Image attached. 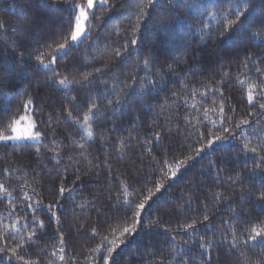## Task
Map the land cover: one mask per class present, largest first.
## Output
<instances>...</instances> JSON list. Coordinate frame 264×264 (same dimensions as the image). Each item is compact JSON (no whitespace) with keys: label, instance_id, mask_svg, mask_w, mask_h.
<instances>
[{"label":"trees","instance_id":"trees-1","mask_svg":"<svg viewBox=\"0 0 264 264\" xmlns=\"http://www.w3.org/2000/svg\"><path fill=\"white\" fill-rule=\"evenodd\" d=\"M82 2L0 0V21L6 22V30H0V60L19 47L31 57L0 91V118L6 123L18 108L23 114L22 105L31 98L34 118L44 134L39 142L0 143V184L11 194L0 192V234L5 237L0 244L23 243L21 254L39 264H103L101 257L111 247L105 243L97 251L103 238L112 240L115 230L119 244L122 227L132 225L135 204L155 190L154 182H163L164 188L146 205L137 232L126 234L127 242L111 254L109 264H264V249L258 242L240 243L231 251L227 242L233 230L238 240L247 239L245 229L257 217L264 218V201L257 199L264 191V166L256 167L264 152L245 153L243 138H237L243 131L250 137V146L258 147L264 141V110L259 103L248 104L247 84L238 83L256 84L255 100L264 102V44L242 42L231 33L232 38L219 37L224 24L236 19V7L243 10L246 3L249 11L245 15L255 14L252 30L261 28L264 0H154L150 6L147 0L97 3L89 12L83 39L67 46V55L57 54L53 67L69 80L81 81L62 87L54 83L49 69L35 62L34 54L54 52L65 36L70 43L74 5ZM178 3L203 5L204 16L174 7ZM208 12H214L217 19H211ZM225 12H229L227 20ZM138 17L140 26L134 36ZM203 23L209 27L201 32ZM203 33L210 36L202 39ZM133 38L138 43L129 44L125 51L124 44ZM116 50L123 55L116 57ZM246 52L251 59L245 68ZM149 58L151 63L145 68L144 59ZM118 97H125V103L108 105ZM88 98L101 109L94 118L95 139L81 140L82 133L66 117V110L72 108L73 116L82 119ZM221 103L226 113L224 126L237 136L197 155L195 149L207 143L209 133L222 130ZM205 109H210L207 117ZM241 120L249 123L236 129L234 125ZM157 132L160 140L153 139ZM101 136L106 137L103 143ZM81 143L84 149L79 148ZM56 153L59 164L52 159ZM189 157L176 177H171L169 166ZM165 173H169L167 178ZM121 184L129 186V197L117 190ZM61 186L63 196L59 195ZM50 204L55 216L49 211ZM204 214L209 220L197 223L195 230L180 229L194 219L202 221ZM12 225L21 231L15 232ZM93 228L98 235L93 236ZM165 228L172 231L165 232ZM33 232L32 240H27ZM202 237L212 242L211 249L200 248ZM11 264L22 262L13 259Z\"/></svg>","mask_w":264,"mask_h":264},{"label":"snow or ice","instance_id":"snow-or-ice-1","mask_svg":"<svg viewBox=\"0 0 264 264\" xmlns=\"http://www.w3.org/2000/svg\"><path fill=\"white\" fill-rule=\"evenodd\" d=\"M98 4L100 6H104L108 4V0H97ZM154 3V0H147V5L150 6ZM174 7H182V8H187L191 12L195 13L197 16H204V11L201 9L204 8L203 5L200 4H187V3H178ZM94 9V0H84V2L75 4L74 5V11L75 15L71 19L73 20V24L69 25V33L71 37V42L78 43L79 40L82 38L84 34H86V24L90 22V17H89V12ZM231 11V10H230ZM249 11L248 4L246 3L244 5L243 10H241L239 7H236L234 15L236 17L235 20H228L227 23L224 24V30L219 33V37L223 38L225 36H229V34H233L236 39L241 40L242 42L246 39L249 43L252 44H264V20L261 21V28L255 29L254 31L252 30L254 28V20H255V14L253 13L251 16H246L245 14ZM93 17L95 16V13L93 12ZM145 15L144 10L141 9L140 12V17H143ZM224 19L227 20V17L229 15V12H225L224 14ZM208 16L211 17V19L216 20V14L214 12H208ZM140 17H138L136 25L133 27V35L135 36L136 32L139 30L140 26ZM241 17H245V19L248 21L245 23V19H241ZM223 23V21H220ZM209 25L207 23L202 24L201 32H203V29L208 28ZM0 30H6V22L5 21H0ZM251 31V35H248V32ZM205 36H210V33H203L201 38L204 39ZM229 38H232V36H229ZM64 40V43H60L58 47L55 49L54 52H41L37 51L35 56V62L42 65L44 68L49 69L52 72L53 75V81L54 83L58 84L59 86L62 87H73L77 84H81L80 80H69L67 76H62V74L57 70L56 67H53V65H56L57 63V54H63L67 55L66 52V46H69V41L68 38L62 37ZM138 43V40L136 38L131 39L130 41L126 42L124 44V50L126 51L129 44L131 45H136ZM49 49H51V45H48ZM114 55L116 57H121L123 53L120 50H116ZM151 49H149L148 56L151 57ZM51 56L50 59H48V62L45 63V58ZM246 62L243 65L245 68L248 66L247 60L251 59V54L246 52ZM31 57L29 56L28 52L24 47H19V48H13L10 53L7 54V58L4 60H0V91H2L7 83L13 78V76L18 75L20 73V70L24 66L26 60H30ZM177 63L179 60L176 61ZM151 63V59H144V66L145 68H148ZM169 71L173 70V66L169 64L168 66ZM97 71H100V69H97ZM256 71L260 72L261 69L257 68ZM133 82L137 79V77L133 76ZM84 81H88V77L84 76L83 77ZM90 82V81H89ZM149 83H154L152 81H149ZM241 85L247 84V91H246V98L247 102L250 105L255 106L256 103H259V108L261 110H264V102H258L255 100L254 97V92L257 89L256 84H248L246 80H241L238 81ZM186 86V85H185ZM261 86L264 88V81H261ZM115 87V86H114ZM215 91H219V89H212ZM173 95H178V93L173 92ZM201 95H206V93H201ZM222 95V92H221ZM261 99L264 100V93L261 94ZM126 98L125 97H118L115 101H108V105H121L125 103ZM215 103V102H214ZM85 108L86 110L83 113L82 119L79 117H74L73 116V109L69 108L66 110V117L69 120H74L76 125L79 127L81 131V136L80 139L84 140L87 138L88 140L95 139L94 136V130H93V123H94V118H98V115L100 113L101 105L94 100H90V98L86 99L84 101ZM185 104H187V101H185ZM193 108H195V105H192ZM219 116H220V128L222 129L219 134L216 133H209V138H207V143L206 144H201V146L197 149H195V153L199 155L201 152H203L206 148H211L216 142L224 141L226 140L229 136H237V133L229 128L224 126V120L226 118V113L224 110V105L221 103L219 106ZM23 108V114H20V109L18 108L16 112H14L12 115H10L7 118V122H3V118H0V142H8V141H37L39 142L44 135L41 131L38 130V124L36 119L34 118V109L32 108V99L29 98L26 102L23 103L22 105ZM210 109H205L204 110V115L207 117L208 112ZM234 111V109H233ZM251 115V113H249ZM187 120V116L185 117ZM210 123L213 125V127L217 126L216 121H210ZM248 120H241L239 123H236L234 127L236 129H240L242 125L248 124ZM23 125V126H22ZM225 133L227 135H225ZM242 137V143H243V151L245 153L251 152V153H256L259 154L261 152H264V141L261 142V144L256 147V146H250V137L246 132L241 131L239 133V137ZM161 134L160 133H155L153 136V139L155 140H160ZM201 140H204L205 134L201 133L200 134ZM106 137L101 136L100 137V142L103 143L105 141ZM80 149H84V144L81 143L79 144ZM153 149L149 147L148 151L151 152ZM37 152H39V148L37 149ZM52 159L56 161L57 164L60 163V154L56 153L52 156ZM186 158L185 160L182 161H177V164L175 167L169 166V173L171 177H176L179 168L184 166L187 162ZM260 163L256 165L257 168L264 166V155L259 156ZM89 164L92 163V161H88ZM165 164H167V161H164ZM169 173H165V177L167 178ZM76 179L79 180L80 176L77 175ZM154 191H149L147 196L144 197L143 200L140 202L136 203L134 208L132 209V225L129 226H124L122 227V230L120 231V242L119 244L116 242L118 238L115 237V230H113V239L109 240L108 237H104L103 240L101 241L100 245H98L97 251L100 249L105 248V243L110 244L111 247L106 248L107 251V256H102L101 259L103 260V264H109V258L111 257V254L118 248L120 247L121 244H124L127 242L126 240V234L129 235H134L137 232V225L140 224L141 218H142V213L146 208V205L149 204L150 201H152L153 197L161 192V189L164 188L163 182L156 183L154 182ZM118 191L122 192V195L124 198L129 197V186L127 184H121L119 188L117 189ZM0 192L6 193L8 195H11L10 193L7 192V189L3 184H0ZM65 192V188L61 186L59 188V195L63 196ZM26 195V194H25ZM27 199V195H26ZM117 200L121 199L120 195L116 196ZM258 200L264 201V191H261L257 197ZM127 203H131L130 200L126 199ZM40 202L37 201V206H39ZM28 208H32V204H27ZM49 211L52 213V216H55V212H52L53 205L48 206ZM209 220V216L207 214L203 215V220L198 221V220H192L191 223H186L183 225H180V229L187 232L188 229H193L195 230L197 223H204ZM151 223V222H150ZM41 227H43V223L41 222L40 224ZM11 228L15 232H20L21 229L17 228L16 225H12ZM165 232L172 231L169 228L164 229ZM245 231L248 233L247 239L245 240H238L236 237L235 230L232 231V239L231 241H227L230 245L229 251L232 249H235L238 244L243 243L244 245H247L249 241H254L258 242L259 245L261 246L262 249H264V218L257 217V222L254 224H251L249 227L245 229ZM92 234L93 236L98 235L99 233L95 228L92 229ZM35 235L33 232L31 235L27 237V240H32V237ZM5 237L0 234V241L4 240ZM171 239L174 241L175 237H171ZM226 240V237H225ZM60 244L63 245L65 243L64 236L61 235L59 237ZM187 243V241H185ZM201 249H211L212 247V242L210 240H205L204 237L201 238L200 244H199ZM24 248L23 243H18L14 247L9 246L8 244H0V254H4L3 256H0V264H11V261L14 259L16 261L22 262V264H39L38 260H31V259H26V256L24 254H21V249ZM60 252L63 253L64 248L61 247ZM8 253H11V256L8 257L7 261H5L4 257L7 256ZM55 255V253H53ZM60 260H64V256L61 255ZM208 260H211V256L208 257Z\"/></svg>","mask_w":264,"mask_h":264},{"label":"rangeland","instance_id":"rangeland-1","mask_svg":"<svg viewBox=\"0 0 264 264\" xmlns=\"http://www.w3.org/2000/svg\"><path fill=\"white\" fill-rule=\"evenodd\" d=\"M98 2H97V0H94V6H95V4H97ZM87 27H88V23L86 24V29H87ZM87 32V31H86ZM85 35H83L82 36V38L79 40V42L83 39V37H84ZM72 44H75L74 42H71L70 41V43H69V45H72ZM66 48H67V46H66ZM47 63V62H46ZM23 126V125H22ZM39 130V129H38ZM40 131V130H39ZM8 142H16V141H8ZM20 142H29V141H20ZM1 143V142H0Z\"/></svg>","mask_w":264,"mask_h":264}]
</instances>
